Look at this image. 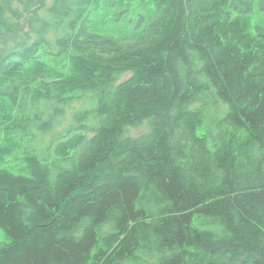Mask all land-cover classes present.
<instances>
[{
  "label": "trees",
  "instance_id": "1",
  "mask_svg": "<svg viewBox=\"0 0 264 264\" xmlns=\"http://www.w3.org/2000/svg\"><path fill=\"white\" fill-rule=\"evenodd\" d=\"M45 1L0 0V264H264V0Z\"/></svg>",
  "mask_w": 264,
  "mask_h": 264
},
{
  "label": "rangeland",
  "instance_id": "2",
  "mask_svg": "<svg viewBox=\"0 0 264 264\" xmlns=\"http://www.w3.org/2000/svg\"><path fill=\"white\" fill-rule=\"evenodd\" d=\"M50 2V0H46L45 1V4L48 5ZM40 12H42V10H40ZM81 104V101H78L76 102L71 108H70V111H72L75 107L79 106ZM215 112L211 113V114H214ZM68 115H69V111L66 113L64 119L62 120V124H65L66 121H67V118H68ZM144 128V126H139V127H136V128H133V133L136 134V133H139L140 131H142ZM49 137V136H48ZM46 137V138H48ZM37 145V143H36Z\"/></svg>",
  "mask_w": 264,
  "mask_h": 264
}]
</instances>
